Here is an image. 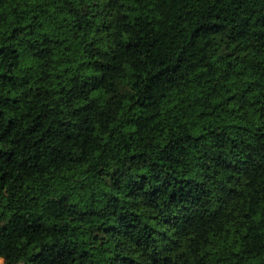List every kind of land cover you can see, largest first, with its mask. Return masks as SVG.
<instances>
[{
    "label": "trees",
    "instance_id": "16d2710c",
    "mask_svg": "<svg viewBox=\"0 0 264 264\" xmlns=\"http://www.w3.org/2000/svg\"><path fill=\"white\" fill-rule=\"evenodd\" d=\"M4 264H264V0H0Z\"/></svg>",
    "mask_w": 264,
    "mask_h": 264
},
{
    "label": "rangeland",
    "instance_id": "374dc122",
    "mask_svg": "<svg viewBox=\"0 0 264 264\" xmlns=\"http://www.w3.org/2000/svg\"><path fill=\"white\" fill-rule=\"evenodd\" d=\"M0 264H4V260L0 258Z\"/></svg>",
    "mask_w": 264,
    "mask_h": 264
}]
</instances>
